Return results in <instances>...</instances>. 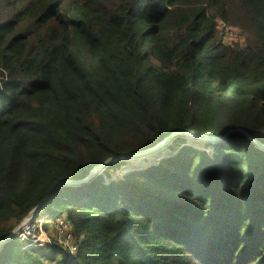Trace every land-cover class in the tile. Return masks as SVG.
Wrapping results in <instances>:
<instances>
[{
  "label": "trees",
  "instance_id": "obj_1",
  "mask_svg": "<svg viewBox=\"0 0 264 264\" xmlns=\"http://www.w3.org/2000/svg\"><path fill=\"white\" fill-rule=\"evenodd\" d=\"M232 128L264 145V0H0V239L60 180ZM186 139L55 192L76 253L10 240L0 264H264V151Z\"/></svg>",
  "mask_w": 264,
  "mask_h": 264
},
{
  "label": "water",
  "instance_id": "obj_2",
  "mask_svg": "<svg viewBox=\"0 0 264 264\" xmlns=\"http://www.w3.org/2000/svg\"><path fill=\"white\" fill-rule=\"evenodd\" d=\"M242 134L245 137H247L252 143H254L257 148L260 150L264 151V145L259 142L257 139L253 138L250 136L247 132L240 128H232L228 131H226L223 135L221 136H209L207 134H200L193 132L191 130H174L170 134H168L161 142L157 143L151 148H147L144 150L140 151H133V152H127L123 154H119L116 156H112L104 160L103 162L95 165L88 173V175L79 180H60L56 182L46 197L38 204L36 205L32 210H30L13 228L12 230L5 235L3 238L0 239V251L3 247V245L10 241L14 240L16 238V233L18 230L27 222L33 221L36 219L39 215L43 214V212L46 209V206L49 202V200L52 198V196L55 194V192L61 187V186H74V185H80L82 183H85L89 181L92 177H94L96 174H101L102 171L109 165L114 164L116 162L120 161H130L138 158H145L149 155H156L160 151H164L167 149V147L172 143V141L176 137H184L187 138V136H192L199 138L203 143H217L220 141L225 140L227 137H229L232 134Z\"/></svg>",
  "mask_w": 264,
  "mask_h": 264
},
{
  "label": "built area",
  "instance_id": "obj_3",
  "mask_svg": "<svg viewBox=\"0 0 264 264\" xmlns=\"http://www.w3.org/2000/svg\"><path fill=\"white\" fill-rule=\"evenodd\" d=\"M216 27L226 45L242 43L244 36L242 32L229 26L221 20H216ZM132 169L121 168L113 176L116 180H124V175ZM107 181V180H106ZM39 219L24 224L16 233V238L22 242L21 250L45 247L53 242L58 243L64 251L74 254L77 244L72 233V228L65 216L51 219L49 225L44 228L45 221L50 219L46 211ZM54 264V263H53Z\"/></svg>",
  "mask_w": 264,
  "mask_h": 264
},
{
  "label": "rangeland",
  "instance_id": "obj_4",
  "mask_svg": "<svg viewBox=\"0 0 264 264\" xmlns=\"http://www.w3.org/2000/svg\"><path fill=\"white\" fill-rule=\"evenodd\" d=\"M186 139V138H185ZM187 140V139H186ZM186 144H192V145H194V146H196V147H200L201 149H203L204 148V143L203 142H200V143H194V142H190V141H186ZM163 152H165L166 154H168L169 152L167 151V150H165V151H163ZM164 153V154H165ZM159 154H162V151H160L159 153H157L156 155H153L151 158H147V157H145V158H142V159H136V160H133V161H126V164L125 165H123V166H121L120 167V169L121 168H130V169H133V168H142V167H147V166H149L150 164H156L157 163V157L159 156ZM119 170V169H118ZM117 170V171H118ZM117 171H115V172H113V173H111V175L112 176H114L115 175V173L117 172ZM41 216H44V214H41V215H39L38 217H37V219H39ZM51 221V219H47L46 221H45V224H44V228H46L48 225H49V222ZM21 241H19L18 239H14V241H13V247H18L19 245H21Z\"/></svg>",
  "mask_w": 264,
  "mask_h": 264
},
{
  "label": "bare ground",
  "instance_id": "obj_5",
  "mask_svg": "<svg viewBox=\"0 0 264 264\" xmlns=\"http://www.w3.org/2000/svg\"><path fill=\"white\" fill-rule=\"evenodd\" d=\"M187 137H189V138H191V139L194 138V139L200 140L199 138L192 137V136H187ZM149 156H151V155H149ZM149 156H147V157H149ZM138 159H142V158H138ZM138 159H137V160H138ZM134 160H136V159H134Z\"/></svg>",
  "mask_w": 264,
  "mask_h": 264
}]
</instances>
